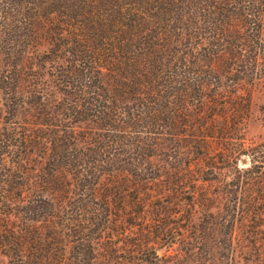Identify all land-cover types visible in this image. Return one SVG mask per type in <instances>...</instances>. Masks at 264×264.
Instances as JSON below:
<instances>
[{
  "label": "trees",
  "instance_id": "trees-1",
  "mask_svg": "<svg viewBox=\"0 0 264 264\" xmlns=\"http://www.w3.org/2000/svg\"><path fill=\"white\" fill-rule=\"evenodd\" d=\"M263 16L264 0H0L11 264H235L242 238L264 256V138L246 136Z\"/></svg>",
  "mask_w": 264,
  "mask_h": 264
},
{
  "label": "rangeland",
  "instance_id": "rangeland-1",
  "mask_svg": "<svg viewBox=\"0 0 264 264\" xmlns=\"http://www.w3.org/2000/svg\"><path fill=\"white\" fill-rule=\"evenodd\" d=\"M262 34L264 37V16H263ZM250 87H251V91H252V106H251V112H250V115L248 118L247 130H246L247 135L246 136H247L249 141H251V140L259 141V140H262L264 138V68H263L261 74H258L257 78H255L253 84ZM82 125L85 126V124H82ZM27 162L28 163L32 162L33 164H36V161H33L30 158H27ZM238 164L240 167L250 166L251 165L250 158L248 156H242L238 160ZM0 167H2V165H0ZM206 185H208V182L206 183ZM213 188H215L214 190L217 189V187H215V186H213ZM234 193H235V191L232 189L231 193H229V194L233 195ZM225 201L226 200L223 198L216 197L215 201L212 204H217L216 206H220ZM182 205L183 206L181 207L180 210L184 211L186 216H188V214H187L188 212L185 210V203H183ZM131 210H133V208ZM127 216H128V214H127ZM193 218L197 222L199 220V222L201 223L200 224L201 226H207L208 225V222H207L208 217H205L204 211L203 212L198 211L197 213H195L193 215ZM1 227L3 228L4 226L1 225ZM121 230H122V228H121ZM239 230L241 231L240 228H237V233H239ZM114 233H116V232H114ZM206 235H207V240L198 239V241L201 240V242L197 243V239H196V243H197L196 249L201 254H203V256L207 254V252L210 248H213V246H216L215 245L216 243L213 240V238H215L214 233L212 232L211 229H209V227H208ZM119 236L124 237L123 235H120V234H119ZM178 236H181V234H179ZM0 238H1V235H0ZM179 238L180 239H177L175 242H170V243H167V244L159 247L158 251L161 254H163L167 251V249H169L168 252L174 253L177 251V248L181 245L185 244V246H189L187 243V240L185 241L186 238L184 240L181 237H179ZM188 238H189V240H192V241L195 240V239H193L194 237L192 238L191 234H188ZM3 243H5V242H1V239H0V264H11V256L13 254H15L14 252H16L15 247H12L9 245L6 246ZM235 244H236V248H237V250L234 251L235 264H264V256L255 255V253L253 252L254 247L252 246V243H250L247 240L242 238L240 240L236 239ZM242 244H248V245L243 246ZM217 250L222 251L223 249L222 248L218 249V247H217ZM181 252L185 255L184 256L185 259H187L188 255L185 254L184 251H181ZM122 254H123V258L120 259V257H117L116 263L117 264H131V262H128L127 258H126L127 256H129V253L124 252ZM142 264H151V263L143 261Z\"/></svg>",
  "mask_w": 264,
  "mask_h": 264
}]
</instances>
